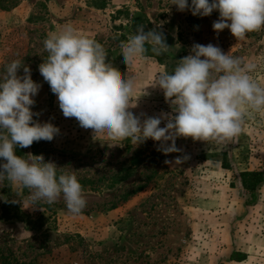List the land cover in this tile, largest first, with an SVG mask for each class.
<instances>
[{"label": "rangeland", "instance_id": "rangeland-1", "mask_svg": "<svg viewBox=\"0 0 264 264\" xmlns=\"http://www.w3.org/2000/svg\"><path fill=\"white\" fill-rule=\"evenodd\" d=\"M170 2L0 0V77L7 63L24 62L41 85L32 107L40 115L33 119L60 129L52 141L23 148L22 156L42 154L58 172L74 173L87 201L79 215L71 214L62 198L31 208L27 189L0 181V264H264V185L257 203L247 206L251 195L240 176L264 173V112L246 117L239 136L227 142L178 138L181 151L168 155L157 151L158 142L151 139L138 146L125 140L109 148L106 138L94 139L92 130L63 116L38 70L47 57L44 39L71 24L102 43L108 59L127 73L120 42L135 33L131 19L140 16L146 31L161 25L170 48L137 61L132 70L138 76L137 96L155 73L172 72L194 43H212L255 63L251 75L264 87V29L238 41L228 29L213 30L218 12L193 16ZM147 91L150 95L132 109L135 114L170 111L160 90ZM225 155L227 169L222 168ZM233 252L247 259L230 263Z\"/></svg>", "mask_w": 264, "mask_h": 264}, {"label": "clouds", "instance_id": "clouds-1", "mask_svg": "<svg viewBox=\"0 0 264 264\" xmlns=\"http://www.w3.org/2000/svg\"><path fill=\"white\" fill-rule=\"evenodd\" d=\"M170 5L193 16L218 12L213 30L219 33L228 29L238 41L264 29V0H171ZM160 27L146 31L139 26L120 42L127 73L113 65L102 43L80 34L71 24L49 33L43 41L47 57L38 70L56 96L63 116L75 118L81 128L92 130L94 139L106 138L109 148L121 146L125 140L138 146L151 139L158 142L157 151L164 155L181 151L176 146L178 138L207 144L238 137L246 117L264 112V87L251 75L255 63L225 53L212 43H194L190 54L178 60L172 72L155 73L151 83L136 95L138 76L132 70L137 61L149 50L160 56L170 48ZM149 87L163 93L170 111L154 116L132 111L142 96L150 95ZM40 88L21 60L5 65L0 77V181L27 189L31 208L62 198L67 210L79 215L87 201L74 173L58 172L57 165L46 162L42 154L28 153L25 158L16 153L18 147L28 148L41 140L50 142L60 133L53 123L33 119L40 115L32 111ZM181 162L177 157L176 163Z\"/></svg>", "mask_w": 264, "mask_h": 264}, {"label": "trees", "instance_id": "trees-1", "mask_svg": "<svg viewBox=\"0 0 264 264\" xmlns=\"http://www.w3.org/2000/svg\"><path fill=\"white\" fill-rule=\"evenodd\" d=\"M190 3H191V0H190ZM120 14L122 12H119ZM129 17L131 18V15H129ZM143 18L138 16V17H133L131 19V23H132V29L135 30L136 32V29L137 27L139 26H142L141 23H142V20ZM148 22V21H147ZM146 57H155V55L149 50L147 53H146ZM17 151H18V154L19 155H24V151H23V148H17ZM226 155L224 156V159H223V167L224 169H227L229 167V163L227 162V159H226ZM241 180H242V185L244 187V189L246 191H248L251 195V201L249 203H247V206H252L254 204L257 203L258 201V198H259V192L261 190V187L262 185H264V173L263 172H259V171H253V172H249V171H246V172H243L241 173ZM247 259V255H245L244 253H238V252H233L230 256V263L231 262H235V263H241L243 261H245ZM4 264H10V263H4Z\"/></svg>", "mask_w": 264, "mask_h": 264}]
</instances>
